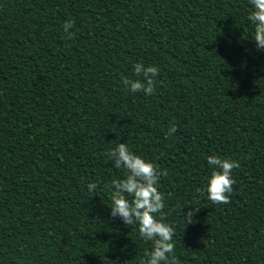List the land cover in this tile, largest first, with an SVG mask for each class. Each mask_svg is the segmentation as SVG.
I'll return each instance as SVG.
<instances>
[{"label": "trees", "instance_id": "trees-1", "mask_svg": "<svg viewBox=\"0 0 264 264\" xmlns=\"http://www.w3.org/2000/svg\"><path fill=\"white\" fill-rule=\"evenodd\" d=\"M248 11L0 0V264H142L153 242L107 207L125 173L106 155L118 143L165 173L177 264H264V50ZM133 62L159 68L153 94L124 90L142 79ZM208 155L239 162L226 204L207 199Z\"/></svg>", "mask_w": 264, "mask_h": 264}, {"label": "clouds", "instance_id": "clouds-1", "mask_svg": "<svg viewBox=\"0 0 264 264\" xmlns=\"http://www.w3.org/2000/svg\"><path fill=\"white\" fill-rule=\"evenodd\" d=\"M248 4L246 19L253 26L252 41L258 50H264V0H248ZM72 27L71 19L63 23L66 39L72 38L73 33L69 31ZM132 72L142 79L123 77L121 84L124 90L129 93L143 92L145 96L153 94L154 78L159 68L133 62ZM176 131V125L172 123L166 136ZM106 155L114 168L125 170L123 178H113L108 185L111 189L110 206H107L109 215L118 217L124 225H137L140 238L153 242L142 264H177L173 242L175 229L164 222L165 199L158 190L160 178L165 173L154 162L131 151L126 143L116 144ZM206 161L212 169L205 184L207 199L214 204H226L233 190L232 169L239 167V162L216 155H208ZM87 189L92 192L97 189V183H88ZM187 214L191 217L193 212L188 211Z\"/></svg>", "mask_w": 264, "mask_h": 264}]
</instances>
